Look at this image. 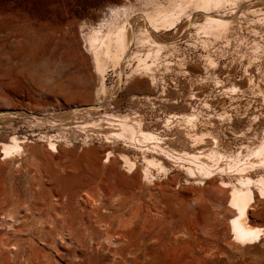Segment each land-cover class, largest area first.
I'll list each match as a JSON object with an SVG mask.
<instances>
[{
	"label": "rangeland",
	"instance_id": "rangeland-1",
	"mask_svg": "<svg viewBox=\"0 0 264 264\" xmlns=\"http://www.w3.org/2000/svg\"><path fill=\"white\" fill-rule=\"evenodd\" d=\"M115 1L117 0H0V111L32 107V110L40 113H60L68 111L72 103H79L78 97L68 103L54 94L43 96L36 92L37 84H43L48 79L47 75L52 74L57 80H68L71 87L79 90V77L83 79L85 76L91 83L94 82L91 71L83 66L84 63L89 64L91 59L90 55L83 52L80 44L81 25L85 24L87 28L90 20L98 19L101 9ZM255 8L259 13L242 10L240 15L236 14L228 40H213L204 47L199 40H190L188 34L181 40L178 39V51L168 54L165 61L168 69L164 65L156 70L158 73L155 72L158 74L156 87L153 90L145 87L122 90L118 96L121 99L119 106L113 104L110 109L115 108L120 112H126L130 107L135 110L143 109L161 127L168 111L187 108L188 104L182 106L181 101L189 102L188 96L195 94L191 105L194 108L200 107L196 109H200L203 118L207 115L205 119L215 120L212 121L215 126L220 124L223 127L224 140L229 142L230 147L241 146L245 139H241L239 126H258L259 123L264 127V100L258 90L264 89V6L258 5ZM255 44L261 45L262 51H253ZM207 54L214 57L215 61L217 59V63L211 67L205 60ZM203 61H206V65ZM115 70H118L117 66L114 68L111 65L106 73L105 82L109 92H112L118 81ZM234 84H239V89L232 87ZM163 89L168 94L165 96L169 100H165L166 103L156 100L154 105H146L130 100V92L137 96L152 93L151 96L156 97ZM107 99L109 101L110 98ZM173 101H180V106L173 104ZM206 101L208 105L204 104ZM221 112H226L231 120L224 119L223 122L219 116ZM14 123L22 133L29 130L28 134H31L33 129L35 133L39 129L51 130L52 134L57 132L56 128L49 126H32V123L21 118H16ZM79 134L74 133V136L78 135L80 138ZM49 161L54 165L59 157L50 158L46 163ZM77 164L74 166L77 167ZM82 165L86 167L84 163ZM75 167L70 165L67 170V178L71 183L68 192L71 193L72 202L59 204L53 197L66 194L67 190L57 194L48 184H39L34 164L24 161V166L19 170L0 174V264H264V256L257 252L246 250L240 254L224 247V243L219 240L224 235L225 228L219 223L221 220L206 221V234L202 236L196 232V226L189 217L181 219V211L173 204L169 208L158 203L149 185L134 182L133 186V181L128 179L109 186L102 170L89 172L84 168L78 173ZM56 172L54 177H60V172L65 175V171ZM185 178L187 177L182 174L181 179ZM87 180L90 183L84 182ZM101 189L106 192L108 202L112 201L114 194H121L117 196V203L92 208L89 204L86 205L82 198L85 192L89 193V197L96 198ZM9 210L19 213L15 222L8 219ZM256 215L253 221L264 224V213ZM218 217L221 218L222 215L219 214ZM68 228L85 229V243L78 240L81 239L78 233L73 239H69L64 234ZM106 235L119 238L120 242L111 248L102 247L101 241ZM89 236H94L99 241H92L93 244Z\"/></svg>",
	"mask_w": 264,
	"mask_h": 264
},
{
	"label": "bare ground",
	"instance_id": "bare-ground-1",
	"mask_svg": "<svg viewBox=\"0 0 264 264\" xmlns=\"http://www.w3.org/2000/svg\"><path fill=\"white\" fill-rule=\"evenodd\" d=\"M258 5L264 6V0L109 2L101 9L96 21L90 20L87 28L82 24L80 30L82 50L90 55L91 59L89 64L84 63L83 66L91 71L94 82L91 83L85 76L83 79L79 77L78 80L81 82L79 90L71 87L68 80H57L52 74V76L47 75L48 79L43 84H37L36 92L43 96L54 94L68 103L78 97L79 103H72L68 111L60 113L48 111L40 113L38 110H32V107L0 111V174L19 170L24 166V161L34 164L35 177L39 178V184H48L53 191H57V194L67 190L66 194L53 195V200L59 204L72 202L71 193L68 192L71 183L67 178V170L70 165L75 167V164L80 163L75 167L78 173L84 168L89 172L102 170L109 186L128 179L133 181V186L134 182L144 186L149 185L158 203L169 208L173 204L181 211V219L189 217L196 226V232L202 236L206 234V221L221 220L219 223L225 228L224 235L220 236L219 240L224 243L225 248L240 254L252 250L264 256V224L253 221L254 215L264 213V127L260 126L262 124L258 123V126H254L253 123L252 126L251 122V126H239L241 129L238 132L241 139L245 140H242L241 146L238 144L237 148H232L229 142L224 140L223 127L219 126L220 124L215 126L214 122L212 123L215 120L205 119L206 114L203 118L200 109L197 110L199 106L196 109L191 105L195 94L188 96L189 102L181 101L182 106L188 104L187 108L168 111L161 127L157 121L154 123L155 118H149L148 111L143 109L135 110L130 107L126 112L110 109L113 104L119 106L121 99H118V96L122 90H127L129 87L131 89L145 87L147 90H153L156 87L158 74L155 72L160 66L168 67L165 61L168 54L178 51V39L181 40L188 34L190 40H199L204 47L213 40L222 38L228 40L236 14L242 10L255 13L258 10L255 7ZM262 46L255 44L253 51H262ZM205 57L210 67L217 63V59L215 61L210 54ZM111 65L118 68L117 71L115 70L118 73V81L113 86L112 92H109L105 77ZM204 67L203 70L206 69ZM191 68L196 67L191 66ZM238 85L234 84L232 87L237 89ZM258 90L262 95L259 97L264 100V89ZM151 94L137 96L136 93L130 92V100L132 102L137 100L138 103L146 105H154L156 100H159V103L169 101L165 98L168 94L166 95L164 89L156 97H152ZM107 97L110 98L109 101ZM176 103L180 106V101ZM204 104L208 105V102ZM219 116L222 121L231 120V116L227 117L226 112ZM16 118L25 119L32 123V126L39 124L56 128L57 132L52 134L51 130L49 132L39 129L40 131L35 133L33 129L32 133L28 134L27 129V133H22L16 122L14 123ZM78 132L80 138L77 137L78 135L74 136V133ZM56 156L59 157V161L54 165L49 161L51 166L49 167L46 160ZM83 163L86 167L82 165ZM56 171H65V175L60 172L61 178L54 177ZM182 174L187 178L181 179ZM110 179L114 183H111ZM75 182L72 184L74 185ZM84 182L88 183L89 180ZM88 194L85 192L82 198L91 208L103 204H116L119 199L117 196L121 195L114 194L112 201L108 202V198H105L108 196L106 192H102V189L96 198H91ZM18 214L14 210H9L8 219L15 222ZM219 214L222 215L221 218L218 217ZM76 233L80 234L81 239L78 240L85 243V229L68 228L64 231L69 239H73ZM89 239L91 243L95 240L99 241L94 236H89ZM118 242H120L119 238L106 235L101 241V246L111 248ZM245 252L243 254H246Z\"/></svg>",
	"mask_w": 264,
	"mask_h": 264
}]
</instances>
